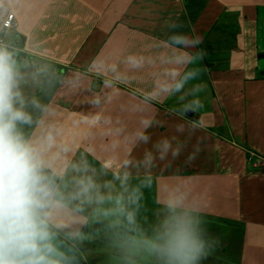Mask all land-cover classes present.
<instances>
[{
  "label": "crops",
  "instance_id": "obj_1",
  "mask_svg": "<svg viewBox=\"0 0 264 264\" xmlns=\"http://www.w3.org/2000/svg\"><path fill=\"white\" fill-rule=\"evenodd\" d=\"M175 20L189 22L206 51L202 107L192 116L183 114L181 94L152 99L169 67L160 42ZM0 40L23 56L22 89L42 109L25 134L46 137L65 190L82 165L91 174L110 163L102 181L126 170L132 184L146 182L143 197L158 218L170 195L195 209L214 242L203 264H264V169L248 172L251 156L264 166V0H0ZM130 56L151 62L135 68ZM56 66L67 71L56 75ZM145 118L156 122L147 144L137 141ZM172 137L185 145L179 157L146 168L145 152ZM98 239L104 249L95 263L111 264L114 249Z\"/></svg>",
  "mask_w": 264,
  "mask_h": 264
},
{
  "label": "clouds",
  "instance_id": "obj_2",
  "mask_svg": "<svg viewBox=\"0 0 264 264\" xmlns=\"http://www.w3.org/2000/svg\"><path fill=\"white\" fill-rule=\"evenodd\" d=\"M169 29L160 42L165 51L159 57L169 67L152 99L181 94L187 101L183 114L195 113L202 107L198 96L206 88L203 79L208 72L206 51L200 47L203 37L187 21L175 20ZM128 62L140 68L151 60L130 56ZM25 79V66L12 47L0 40V264H79L75 251L85 243V230L93 222L104 227L119 264H203L214 242L182 196H168L159 218L145 227L141 201L148 184L133 185L126 170L113 173L111 181H102L112 169L110 163L91 174L82 165L83 174L74 187L70 191L62 187L50 164L46 137L24 132L34 125V112H42L39 103L25 95ZM141 124L137 141L147 144L151 141L147 129L156 122L145 118ZM176 131L183 132L184 126L177 125ZM174 140L155 142L153 150L145 152L143 165L150 168L169 154L179 157L185 145ZM199 151L197 146L185 163L193 162ZM129 164L125 162V168ZM61 239L65 243H59Z\"/></svg>",
  "mask_w": 264,
  "mask_h": 264
},
{
  "label": "rangeland",
  "instance_id": "obj_3",
  "mask_svg": "<svg viewBox=\"0 0 264 264\" xmlns=\"http://www.w3.org/2000/svg\"><path fill=\"white\" fill-rule=\"evenodd\" d=\"M25 133H27L24 130ZM248 163H249V167L248 168V172H253L254 170V164H256V168L255 170H263L264 166H262V164L260 163V160L258 159H253L251 156V159H248ZM136 185V184H133ZM152 199H150L148 196L143 197L141 204V219L142 221L145 222V227H147L149 224L154 223L158 217L156 215V212H158L159 210L156 209L154 202L151 201ZM99 226V228H98ZM98 228V230H97ZM102 226L100 223L97 222H93L90 226L89 229H86L85 231L88 233L87 239H86V245L83 244L82 246V251L86 257L87 260V264H96L95 263V259H94V255L96 250L99 252L102 249H104V244L98 242L97 240H99V237H104L106 236L105 231L102 230ZM93 234L96 236V239L94 238ZM109 257H106L105 254L102 253L101 255V260H103L104 262H108L111 260V264H119V260L117 257H111V259H108ZM108 259V260H106Z\"/></svg>",
  "mask_w": 264,
  "mask_h": 264
},
{
  "label": "trees",
  "instance_id": "obj_4",
  "mask_svg": "<svg viewBox=\"0 0 264 264\" xmlns=\"http://www.w3.org/2000/svg\"><path fill=\"white\" fill-rule=\"evenodd\" d=\"M19 60H23V56H17ZM26 58H29L28 56ZM56 70H55V74L56 75H63L66 71H67V68L66 67H58L56 66L55 67ZM59 243L63 244L65 243L62 239L58 241ZM75 255L78 257V260H79V264H87V260H86V257L82 251V249L80 248L79 250H76L75 251Z\"/></svg>",
  "mask_w": 264,
  "mask_h": 264
},
{
  "label": "built area",
  "instance_id": "obj_5",
  "mask_svg": "<svg viewBox=\"0 0 264 264\" xmlns=\"http://www.w3.org/2000/svg\"><path fill=\"white\" fill-rule=\"evenodd\" d=\"M15 16L14 14H9L6 18V20L3 23L4 28L10 29L13 27V22H14Z\"/></svg>",
  "mask_w": 264,
  "mask_h": 264
},
{
  "label": "water",
  "instance_id": "obj_6",
  "mask_svg": "<svg viewBox=\"0 0 264 264\" xmlns=\"http://www.w3.org/2000/svg\"><path fill=\"white\" fill-rule=\"evenodd\" d=\"M187 115L192 116V113H188Z\"/></svg>",
  "mask_w": 264,
  "mask_h": 264
}]
</instances>
